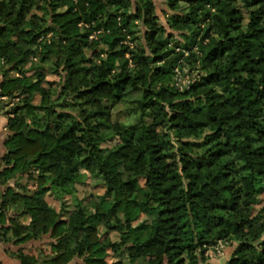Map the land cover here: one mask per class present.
Wrapping results in <instances>:
<instances>
[{
	"label": "trees",
	"instance_id": "16d2710c",
	"mask_svg": "<svg viewBox=\"0 0 264 264\" xmlns=\"http://www.w3.org/2000/svg\"><path fill=\"white\" fill-rule=\"evenodd\" d=\"M160 1L179 35L153 0H0V242L20 264H210L218 241L264 264V0ZM81 168L104 193L64 218Z\"/></svg>",
	"mask_w": 264,
	"mask_h": 264
},
{
	"label": "rangeland",
	"instance_id": "374dc122",
	"mask_svg": "<svg viewBox=\"0 0 264 264\" xmlns=\"http://www.w3.org/2000/svg\"><path fill=\"white\" fill-rule=\"evenodd\" d=\"M156 6V11L159 17L160 22L162 23L163 27L166 29V32L174 33V35H179L176 32H173L167 23V16L164 13V7L162 6V2L160 0H153ZM142 42V40H140ZM139 43L136 42L135 45H138ZM22 49H25V45L20 46ZM17 54H20L19 50L16 52ZM187 53V52H186ZM30 59V58H29ZM27 67H30V64L28 63ZM189 68H185L184 70V75H181V85H189L190 83H193V78L195 76V73L188 72ZM13 73L12 75H14ZM1 77V74H0ZM50 81H58L57 77L50 76L49 77ZM5 107V111H8V107L10 109V104L7 102H3ZM7 109V110H6ZM4 108L1 107L0 112L3 111ZM2 113V112H1ZM5 113V112H4ZM114 120L122 121V122H133V119L129 118L123 111L121 112V109H118L114 113ZM109 146H103L101 149L98 150V153L101 155L102 158H104L107 154ZM46 165V161L44 162ZM55 167L50 168V172H54ZM77 192L68 196L69 200V206L65 209L63 212L64 218H67L69 216V211H72L74 205L77 204V202H80L82 200L83 205H88L89 202L92 199L99 198L103 195L104 189L101 187V180L98 179L95 176L89 175L87 171H85L83 168L80 169V182L77 184ZM48 199L50 203L56 207V209L59 211L60 210V202L55 200L53 196H48ZM264 207V192L259 194L256 198V200L253 203V214L256 215L262 208ZM100 233L103 235L105 233L104 228H100ZM105 241H110L112 239V236L110 234L104 235L103 236ZM49 241L48 239H45L43 242H37L35 244V247L40 249L39 254L41 258L43 256L51 255V250L49 246ZM42 248V250H41ZM218 248V250H217ZM236 249V244H231L229 243L228 245H225L224 241H218V243L213 247H209L206 251V255L209 258V263L210 264H225L226 261L231 257L233 254L234 250ZM28 252V250H27ZM36 252V251H35Z\"/></svg>",
	"mask_w": 264,
	"mask_h": 264
},
{
	"label": "crops",
	"instance_id": "0c3cea01",
	"mask_svg": "<svg viewBox=\"0 0 264 264\" xmlns=\"http://www.w3.org/2000/svg\"><path fill=\"white\" fill-rule=\"evenodd\" d=\"M6 105H3V111L0 112V170H1V158L4 156L6 149L4 147V142L9 134L7 130L8 115L5 111ZM7 110V109H6ZM5 112V113H4ZM6 200H8L6 198ZM19 247L14 246L13 243L5 244L0 242V264H20V262L11 257L10 252L17 251ZM24 252L30 248V246H24Z\"/></svg>",
	"mask_w": 264,
	"mask_h": 264
},
{
	"label": "built area",
	"instance_id": "2783aa9c",
	"mask_svg": "<svg viewBox=\"0 0 264 264\" xmlns=\"http://www.w3.org/2000/svg\"><path fill=\"white\" fill-rule=\"evenodd\" d=\"M6 101V98L5 97H2V96H0V109H1V107L4 105V103L3 102H5ZM217 250H218V248H217Z\"/></svg>",
	"mask_w": 264,
	"mask_h": 264
},
{
	"label": "water",
	"instance_id": "95a60500",
	"mask_svg": "<svg viewBox=\"0 0 264 264\" xmlns=\"http://www.w3.org/2000/svg\"><path fill=\"white\" fill-rule=\"evenodd\" d=\"M24 132H25V130H24Z\"/></svg>",
	"mask_w": 264,
	"mask_h": 264
}]
</instances>
